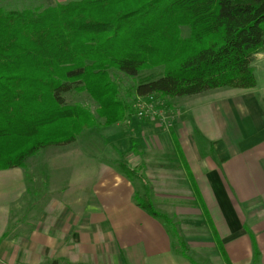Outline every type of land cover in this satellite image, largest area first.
<instances>
[{
    "label": "trees",
    "instance_id": "trees-1",
    "mask_svg": "<svg viewBox=\"0 0 264 264\" xmlns=\"http://www.w3.org/2000/svg\"><path fill=\"white\" fill-rule=\"evenodd\" d=\"M190 29L183 36L182 27ZM264 52V0H76L46 8L0 6V169L24 167L51 144L71 143L94 115L65 94L88 91L106 125L132 112L109 73L163 72L138 96H195L257 85ZM130 180L140 174L122 163ZM138 206L161 216L146 193ZM180 249L187 243L172 229ZM49 264H83L53 260Z\"/></svg>",
    "mask_w": 264,
    "mask_h": 264
},
{
    "label": "crops",
    "instance_id": "crops-1",
    "mask_svg": "<svg viewBox=\"0 0 264 264\" xmlns=\"http://www.w3.org/2000/svg\"><path fill=\"white\" fill-rule=\"evenodd\" d=\"M253 66L254 88L231 93L225 106L210 103L205 113L201 107L183 110L210 143L213 157L200 152L192 133L193 142L171 134L177 157L183 158L175 161L183 166L180 177L188 180L182 199L190 202L178 213L187 254L166 226L137 205L128 177L94 155L77 154L54 158L55 169L74 166L62 200L46 205L35 224L28 212L15 221L16 233L0 242V264H201L193 253L204 256L208 250L215 264H264V52ZM112 139L119 144L125 138ZM121 146L123 153L130 148ZM191 148L197 158H191ZM167 163L161 171L174 163L170 154ZM23 179L13 173L3 185L20 190ZM10 214V206L0 210V235Z\"/></svg>",
    "mask_w": 264,
    "mask_h": 264
},
{
    "label": "rangeland",
    "instance_id": "rangeland-1",
    "mask_svg": "<svg viewBox=\"0 0 264 264\" xmlns=\"http://www.w3.org/2000/svg\"><path fill=\"white\" fill-rule=\"evenodd\" d=\"M69 1L76 0H0V6L7 9L46 8ZM182 32L183 36H188L190 29L184 26ZM163 70V67L146 68L138 76L130 77L115 68L109 69L112 79L118 84L120 99L132 108V112L126 118L113 125H106L105 118L99 115L100 104L88 91H73L65 94L67 103L86 106L94 115V122L92 125L85 126L77 135L76 140L71 143L51 144L43 147L27 159L24 167L0 169V210L6 211L9 206L11 208L9 226L5 227L0 235V242L9 238L8 235L16 233L13 224L21 215L28 212L32 224H35L40 212L46 205L62 200V193L68 186L69 175L72 174L74 166L55 169L53 160L58 157V160L62 161L68 156H76L77 154L94 155L96 158H100L99 162L110 166L111 169L125 178H127V174L122 169L121 164L130 165L140 174V178L135 176L131 180L135 188L134 197L139 191L142 194L146 193L147 201L153 204L156 212L166 219L150 215L158 219L170 232L174 229L178 233L180 232V236L184 238L178 213H180L179 209L184 203L190 202L182 199V196L187 197L186 192L184 195L183 192L188 186V180L186 177H180L183 166H178V164L180 160L183 162V158L181 154L179 159L177 157L173 148L172 135L178 134V136L186 137V140H191V142H193L192 135H194L200 152L213 157L214 151L210 147V143L198 133L195 121L190 119V116L184 115L183 110L192 107L199 110L198 108L201 107L205 113L203 108L209 106L210 103L220 104L222 101L225 106L231 93L250 88H218L195 96L183 97H166L158 93L149 96L136 94V87L140 83L159 76ZM114 135L125 139L117 144L112 139ZM124 143H128L130 148L123 153L119 150V145L123 146ZM191 150V158H197L193 148ZM158 153L162 154L163 157L158 159L159 162H156L155 157ZM169 154L174 163L169 165V171H161V167H167ZM201 156L203 159L206 157L203 154ZM176 159L179 161L178 163H175ZM203 166L200 165L199 168L205 169ZM138 167H140L139 170ZM13 173H18L19 176L24 175V184L20 190L15 184L8 187L3 185V182L7 181V177L12 179ZM8 190L9 194L7 193ZM23 191L24 193H22ZM189 195L193 197V191L189 192ZM211 229L214 230V228L209 227L207 231L212 232ZM172 237L175 244L179 245L173 234ZM184 240L186 241L185 238ZM211 253L208 250L206 251L207 255L200 256L194 252L193 256L201 264H215V259L209 257L212 255Z\"/></svg>",
    "mask_w": 264,
    "mask_h": 264
}]
</instances>
